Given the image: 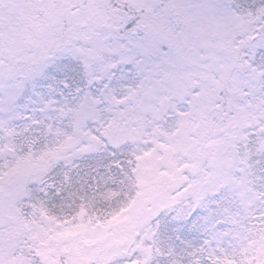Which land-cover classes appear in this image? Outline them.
<instances>
[{"label":"snow or ice","instance_id":"obj_1","mask_svg":"<svg viewBox=\"0 0 264 264\" xmlns=\"http://www.w3.org/2000/svg\"><path fill=\"white\" fill-rule=\"evenodd\" d=\"M0 264H264V0H0Z\"/></svg>","mask_w":264,"mask_h":264}]
</instances>
